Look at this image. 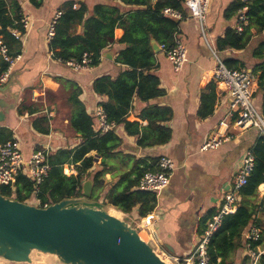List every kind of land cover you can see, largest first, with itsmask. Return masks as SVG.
Returning <instances> with one entry per match:
<instances>
[{
	"label": "crops",
	"instance_id": "0c3cea01",
	"mask_svg": "<svg viewBox=\"0 0 264 264\" xmlns=\"http://www.w3.org/2000/svg\"><path fill=\"white\" fill-rule=\"evenodd\" d=\"M233 1L235 0H210L204 33L184 8L176 36L187 49L186 63L176 71L163 50L155 53L151 71L158 77L162 94L148 101H140L135 97L131 99L127 120L138 121L141 126L147 124V120L138 116L144 107L157 105L169 111V118L161 122L170 132L169 140L164 144L141 147L136 143L137 135L127 134L122 123L113 127L114 133L122 139L123 153L148 162L161 155L173 160L174 170L170 181L156 195L155 206L148 214L152 216V220L145 218L144 224L152 225L163 250L178 257L186 256L193 249L202 230V218L208 211L219 209L224 194L231 188L243 154L259 137L255 128H239L234 124L236 115L230 114L231 101L225 87L211 78L215 58L210 47H215L216 39L223 37L227 28H232L235 14L228 18L225 12ZM107 2L123 5L119 0H6V17L12 21V25L16 24L17 6L20 8L19 15L28 17V25L19 37L20 58L14 61L8 79L0 84V98L13 105L0 118V127L10 129L12 137L20 140L26 158L35 147L47 143L52 146L53 151L79 143L78 134L69 125L72 111L70 95L75 88L67 86L63 81H71L77 85L78 99L87 112L93 114L96 106L107 97L93 91L92 81L103 75L115 77L125 68L115 61L117 51L121 48L116 42L104 48L97 66L81 71L54 59L48 47L46 32L57 12L62 13L69 8L78 9L83 4L90 14L94 4ZM12 25H8L6 30L14 32ZM1 28L0 24V30ZM83 29V25L79 24L75 32L82 34ZM249 31L248 43L243 49H215L222 60L235 59L252 72L254 66L260 62L254 53L264 41V30L256 32L251 28ZM121 34L120 28H114L115 39ZM0 40L3 41L1 35ZM3 62L0 55V72ZM257 76L258 73L255 74L254 101L260 109L263 103L261 93L257 92ZM204 94H211L213 97L212 111L206 116L199 113ZM24 105L35 107L36 111L30 113L23 108ZM20 108L23 109L21 113ZM220 123L227 124L228 138L216 148L202 150L201 145L211 133L219 129ZM90 155L95 158V169L101 161L100 157L95 152ZM114 161L113 170L104 175L106 183L114 182L124 170L118 158ZM68 169L71 171V168ZM240 199L241 196L238 203ZM249 204L256 210L255 218L260 224L257 227L261 232L260 245L264 246V183L257 187L254 196L249 197ZM136 213L137 209L134 208L130 213L121 212V215L128 214L134 218L137 217ZM245 253L243 246L232 254L234 264H239ZM0 264L13 263H5L0 259ZM30 264H38V260L33 258Z\"/></svg>",
	"mask_w": 264,
	"mask_h": 264
},
{
	"label": "trees",
	"instance_id": "16d2710c",
	"mask_svg": "<svg viewBox=\"0 0 264 264\" xmlns=\"http://www.w3.org/2000/svg\"><path fill=\"white\" fill-rule=\"evenodd\" d=\"M116 2L96 3L92 6L90 14L85 5L78 9H66L62 11L54 24V34L48 41L52 57L65 63L69 60L80 61L83 54L89 55L90 66H97L100 62L102 51L113 43H118L115 61L125 68L115 77L103 75L92 81V89L95 93L105 95V101L100 106L106 114L108 122L114 125L122 123L127 134L137 135L138 146L147 147L166 143L170 138L169 130L162 125V121L169 118L166 108L157 105H148L138 114L139 118L147 120L145 126L138 121L127 120L128 108L133 97L140 101H148L162 94L159 88L158 77L151 70L154 65L155 51L151 45L154 39L158 45L164 44L166 48L174 45V35L178 31L180 20L165 16L162 10L165 7L177 9L184 13V0H119ZM247 5L248 24L241 33H236L232 28H227L223 37L215 41V48L223 50L232 48L243 49L248 43L249 29L256 32L264 30V0L233 1L226 9L225 16L236 14L237 10ZM73 6V4H72ZM17 6L16 24L6 17V0H0V35L7 46L11 57L20 54L21 46L19 37L24 33ZM83 25V33H76L77 25ZM12 25L14 32L6 30ZM120 28L122 34L118 39L114 38V28ZM259 58L252 73L257 76V92L261 93L264 104V41L254 53ZM228 68L244 67L243 63L227 58L223 60ZM1 71L5 70L7 63L4 61ZM67 86L74 87L71 91L72 103L69 125L78 134L79 143L73 147H61L48 155L50 170L46 178L37 186L25 175H19L13 184L0 185V193L11 196L19 201L37 199L40 205H49L64 198L78 197L81 195L82 183L92 178L91 198L103 200L104 204L111 205L123 213H130L137 209V218L144 219L155 206V193L137 190L135 188L139 178L147 170L157 169L159 157L151 159H137L131 154L122 151V139L110 129L99 133L95 128V117L85 109L78 99L79 89L71 81H63ZM23 100H26L24 98ZM213 97L211 94L202 95L199 113L202 116L212 111ZM262 104V105H263ZM30 113L36 111L35 107H24ZM22 108L19 109L21 113ZM43 132L47 130L42 129ZM12 139V131L0 127V142ZM254 154V168L247 179V183L240 189V202L234 213L222 217L220 227L213 233L209 245L208 254L212 264H234L231 255L240 250L245 240L242 237L243 230L254 224L259 226L255 218L256 210L249 204V197L254 196L257 187L264 183V136L259 135L251 147ZM95 152L100 157L98 167L93 169L95 158L90 155ZM116 158L123 165L124 170L119 177L110 183L104 181V175L113 170ZM71 168L69 174L64 173ZM216 211H208L202 218L201 226ZM257 241H248L252 247L260 244ZM239 264H250L248 255L240 260ZM257 264H264V255L259 258Z\"/></svg>",
	"mask_w": 264,
	"mask_h": 264
},
{
	"label": "built area",
	"instance_id": "2783aa9c",
	"mask_svg": "<svg viewBox=\"0 0 264 264\" xmlns=\"http://www.w3.org/2000/svg\"><path fill=\"white\" fill-rule=\"evenodd\" d=\"M243 3L246 0H241ZM210 0H184L183 8H185L194 20L199 24L201 32L204 33L205 17L208 11ZM74 7L76 5H73ZM247 5L241 6L236 14L232 29L236 33H241L244 27L248 24ZM57 12L54 18L48 25L46 32V39H49L54 34V24L56 19L60 16ZM162 14L177 20L183 19V14L177 9L165 7ZM24 28H27L28 17L22 16L19 21ZM160 49L163 50L167 59L172 64L174 70H180L187 61V49L176 33L174 35V45L166 48L161 44ZM214 56L215 64L211 70V78L217 83L224 85L229 98H231L230 106L231 113H234V124L239 128L253 127L258 131L259 135L264 136V104L258 109L254 101V93L256 90V77L246 67L228 68L224 61L217 56L214 46L210 47ZM0 55L7 63L5 70L0 72V84L6 81L9 77L11 68L15 60L20 58V54L11 57L8 54V49L5 43L0 40ZM64 64L68 65L76 71L88 70L90 66L89 55L84 53L80 61L69 60ZM95 117V128L99 133H104L115 126L113 123L108 122L106 114L100 105L96 106L93 112ZM223 127V129H222ZM227 124L220 123L219 129L211 133L210 137L201 145L202 150L218 147L222 141L228 138L226 135ZM53 151L49 143L35 147L29 156L26 158L22 152L20 140L17 137L5 142H0V185H9L13 188V184L19 175H25L37 187L48 175L50 164L48 162V155ZM254 168V154L252 149H247L242 156L240 166L235 173L230 190L224 194L223 201L219 209L207 219L204 228L198 235L197 241L193 249L184 257L171 255L163 250L159 244L158 238L152 230V225H148L149 238L146 240L151 242L155 247L157 253L163 258L167 259L172 264H212L209 254L208 245L213 233L220 227L222 217L226 214L234 213L239 201V191L247 183L248 177L251 175ZM174 170L173 160L165 155H161L157 161V169L154 171L147 170L139 178L135 188L142 191H150L155 193V196L168 185L170 177ZM103 202V200L99 199ZM37 206L40 205L39 201L35 198L25 201ZM104 203V202H103ZM138 219L140 228L144 225V219ZM145 218L151 219V215ZM150 220V223H151ZM245 240L244 249L245 254L248 255L250 264H257L259 258L264 255V246L256 245L252 247L248 241H257L261 237L260 229L252 224L248 226L242 233Z\"/></svg>",
	"mask_w": 264,
	"mask_h": 264
},
{
	"label": "water",
	"instance_id": "95a60500",
	"mask_svg": "<svg viewBox=\"0 0 264 264\" xmlns=\"http://www.w3.org/2000/svg\"><path fill=\"white\" fill-rule=\"evenodd\" d=\"M151 45L155 53L161 51L154 39ZM12 107L0 98V118ZM91 191L90 177L80 196L46 206L0 193V259L30 264L33 252H39L61 264H172L140 237L133 217L110 214L103 202L91 198Z\"/></svg>",
	"mask_w": 264,
	"mask_h": 264
},
{
	"label": "rangeland",
	"instance_id": "374dc122",
	"mask_svg": "<svg viewBox=\"0 0 264 264\" xmlns=\"http://www.w3.org/2000/svg\"><path fill=\"white\" fill-rule=\"evenodd\" d=\"M28 98V96H27ZM64 173L68 174L70 173V169H66L64 171ZM134 224L140 228V222L138 221V219L134 218ZM143 236L147 239L149 238V230L147 228H144L143 230ZM33 257L34 259L38 260V264H51V263H59L56 258L52 255L49 254H43V253H39V252H33ZM167 261V259H165Z\"/></svg>",
	"mask_w": 264,
	"mask_h": 264
},
{
	"label": "bare ground",
	"instance_id": "6f19581e",
	"mask_svg": "<svg viewBox=\"0 0 264 264\" xmlns=\"http://www.w3.org/2000/svg\"><path fill=\"white\" fill-rule=\"evenodd\" d=\"M15 56V55H14ZM108 212L110 213V214H112V215H114V216H116V217H121V212H119V211H116V209H114V208H108ZM144 228H147V225L146 224H144L143 226H142V228L139 230V235H140V237L142 238V239H144V240H147L144 236H143V230H144ZM148 229V228H147Z\"/></svg>",
	"mask_w": 264,
	"mask_h": 264
}]
</instances>
